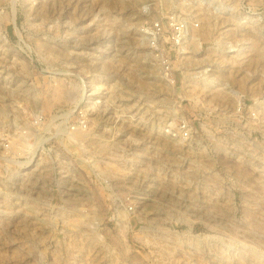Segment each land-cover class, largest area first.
I'll list each match as a JSON object with an SVG mask.
<instances>
[{
	"label": "rangeland",
	"instance_id": "rangeland-1",
	"mask_svg": "<svg viewBox=\"0 0 264 264\" xmlns=\"http://www.w3.org/2000/svg\"><path fill=\"white\" fill-rule=\"evenodd\" d=\"M0 264H264V0H0Z\"/></svg>",
	"mask_w": 264,
	"mask_h": 264
},
{
	"label": "built area",
	"instance_id": "built-area-1",
	"mask_svg": "<svg viewBox=\"0 0 264 264\" xmlns=\"http://www.w3.org/2000/svg\"><path fill=\"white\" fill-rule=\"evenodd\" d=\"M41 118L42 117H39L37 122H34V127L40 125L41 120H42ZM57 118L60 119L58 121V123H57L58 126H60L62 128L64 127L65 130H71V132L66 133L67 135H70V134H72L74 132H77L79 129L82 128L81 127L82 125L85 126V124H86V121H85L84 118H79V119H77L75 121H67L66 122V113H63L60 110L58 111V113L55 114V117H54L53 121L55 122ZM57 130H60V132L62 133V129H57ZM57 130H56V133H59V132H57ZM65 130H63V131H65ZM184 133H185V135L188 134L186 131Z\"/></svg>",
	"mask_w": 264,
	"mask_h": 264
},
{
	"label": "bare ground",
	"instance_id": "bare-ground-1",
	"mask_svg": "<svg viewBox=\"0 0 264 264\" xmlns=\"http://www.w3.org/2000/svg\"><path fill=\"white\" fill-rule=\"evenodd\" d=\"M24 130H25V129H24ZM27 131H28V130H27ZM78 131H79V130H78ZM78 131H77V132H78ZM82 132H83V131H81V134H82ZM83 137H84V134H83ZM125 218H126V217H125ZM125 218H124V221H126Z\"/></svg>",
	"mask_w": 264,
	"mask_h": 264
}]
</instances>
